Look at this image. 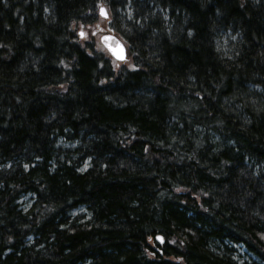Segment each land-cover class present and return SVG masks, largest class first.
Segmentation results:
<instances>
[{
	"label": "trees",
	"instance_id": "trees-1",
	"mask_svg": "<svg viewBox=\"0 0 264 264\" xmlns=\"http://www.w3.org/2000/svg\"><path fill=\"white\" fill-rule=\"evenodd\" d=\"M0 264H264V0H0Z\"/></svg>",
	"mask_w": 264,
	"mask_h": 264
},
{
	"label": "water",
	"instance_id": "water-1",
	"mask_svg": "<svg viewBox=\"0 0 264 264\" xmlns=\"http://www.w3.org/2000/svg\"><path fill=\"white\" fill-rule=\"evenodd\" d=\"M101 7H103L106 12H107V15H103L101 14ZM100 9H99V15L102 17V18H105L107 19L109 17V13L107 11V8L105 6H101ZM105 37H112L114 39L112 40H109V41H106L105 40ZM100 41L101 43L104 45V47L107 49V51L109 52V54L115 59L117 60L118 62H124L126 59H127V47L125 45V43L118 37L116 36L114 33L112 32H109V33H105L103 34L101 37H100ZM120 44L123 46V55H124V59H118L117 56L115 54H113V52L110 50V48L108 47V44H112L113 46H115L116 44ZM157 239H161L159 236L157 237Z\"/></svg>",
	"mask_w": 264,
	"mask_h": 264
},
{
	"label": "rangeland",
	"instance_id": "rangeland-1",
	"mask_svg": "<svg viewBox=\"0 0 264 264\" xmlns=\"http://www.w3.org/2000/svg\"><path fill=\"white\" fill-rule=\"evenodd\" d=\"M224 38L227 39V36H224L223 39ZM219 41H220L221 45L224 46L223 40H219ZM60 144L63 145V146H65V147H71V146H73V144L71 142H61ZM73 214L80 216V215H87L88 213H87V211H86L85 208H80V209H77L76 211H74ZM237 248H238V252L241 255V257H242L243 260H250V259H254L255 258L251 254L246 253L245 249L242 248L241 246H237Z\"/></svg>",
	"mask_w": 264,
	"mask_h": 264
},
{
	"label": "snow or ice",
	"instance_id": "snow-or-ice-1",
	"mask_svg": "<svg viewBox=\"0 0 264 264\" xmlns=\"http://www.w3.org/2000/svg\"><path fill=\"white\" fill-rule=\"evenodd\" d=\"M100 11H101V14H103L105 16L107 15V12H106V10L103 7H101ZM80 35L81 36H86L87 33H85L83 30H81ZM112 39H114V38L105 37L106 41H109V40H112ZM108 47L113 52V54H115L117 56L118 59H124L125 58L124 55H123V46L122 45H120L118 43L115 46H113L112 44H108Z\"/></svg>",
	"mask_w": 264,
	"mask_h": 264
}]
</instances>
